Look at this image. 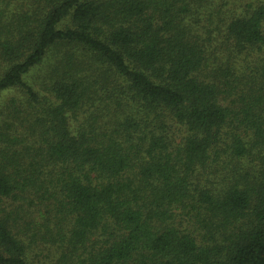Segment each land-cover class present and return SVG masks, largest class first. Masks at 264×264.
<instances>
[{
  "label": "trees",
  "instance_id": "16d2710c",
  "mask_svg": "<svg viewBox=\"0 0 264 264\" xmlns=\"http://www.w3.org/2000/svg\"><path fill=\"white\" fill-rule=\"evenodd\" d=\"M0 264H264V0H0Z\"/></svg>",
  "mask_w": 264,
  "mask_h": 264
},
{
  "label": "rangeland",
  "instance_id": "374dc122",
  "mask_svg": "<svg viewBox=\"0 0 264 264\" xmlns=\"http://www.w3.org/2000/svg\"><path fill=\"white\" fill-rule=\"evenodd\" d=\"M35 89L41 94V96L45 95L43 92H41V90L38 89V87L35 86Z\"/></svg>",
  "mask_w": 264,
  "mask_h": 264
}]
</instances>
